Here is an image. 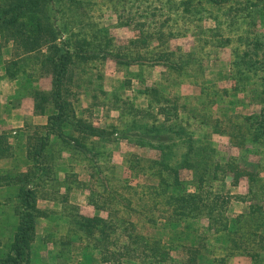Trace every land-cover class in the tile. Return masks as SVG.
<instances>
[{
    "label": "crops",
    "instance_id": "1",
    "mask_svg": "<svg viewBox=\"0 0 264 264\" xmlns=\"http://www.w3.org/2000/svg\"><path fill=\"white\" fill-rule=\"evenodd\" d=\"M2 1L0 0V3ZM27 56L17 58L14 55L13 44L5 43L0 34V252L11 241L19 223L15 215V206L22 185L21 178L33 165L27 158L28 141L35 140V136L44 133L49 118L56 113L53 108L44 112L36 109L34 90L50 92L53 87L52 79L48 76L44 78L42 75L35 76L30 70L24 71L21 68L24 60L35 59L34 55ZM156 69L159 73L157 76L153 75L149 79L148 74H144L141 82L166 92L167 86L171 88L170 84H172L169 69L163 65L157 66ZM93 77L95 76L87 77L89 78L87 80L91 78L92 85L79 91L75 104L76 115L84 118L95 128L113 131L116 129L122 133L125 123L129 122L127 112L118 107L115 100L102 99L101 84ZM116 78L115 87L109 90L126 94L138 93L136 89L140 88V80ZM151 80L153 84L149 85ZM38 83L43 85L41 89ZM172 85L174 93H167L170 97L197 94V86L192 79H185ZM139 100L148 103L145 97ZM189 122L191 123V120ZM203 125L199 122L191 125L190 132L194 145L198 146L205 140L210 141L218 152L214 139L209 133L202 130L199 131L201 136L194 138L193 131ZM80 140L85 141V144L93 149L96 162L87 159L80 148L66 143L57 135H51L49 138L44 155L46 164L55 172V183L52 189L42 193L37 202V208L43 216L37 223L31 264H113L103 261V252L100 246L96 245L95 240H90L76 229L75 220L78 215L85 217L98 215L111 223L125 227L127 250L137 256H140L139 252H141V258L146 259L141 264H188V260L193 256L197 257L198 264H214V262L228 264L229 262H226L228 258H232L231 260L253 258L242 249L236 251L232 249L233 252L225 256L216 257L213 261L206 260L201 250L179 239L180 233L177 235L179 226L205 221V226L209 227L212 220L207 213L202 215L195 212L182 218L174 214L172 197L174 187L170 186L171 177L161 172L157 166L156 161L160 159L159 151L148 146L136 145L124 138L115 139L110 143L102 142L103 140L98 137ZM217 158L219 159V155ZM118 171H122V176L131 181L127 187H124L126 198L122 195L120 185H117ZM141 177L149 178L154 183L137 185L136 182ZM180 178L191 181L193 173L182 170ZM226 185L229 186H225L222 193L231 195L229 188L234 186L227 182ZM117 198L124 199L125 205L116 206ZM238 204L241 210L237 215L229 217L227 213V216L232 220L238 219L243 222L254 212V207L251 203ZM246 204L249 207L245 210ZM120 215H125V218ZM141 225L145 226V229L148 227L151 237L143 238L142 249L137 251L132 246L137 237L135 238L129 230H136V227ZM214 230L219 232L217 229ZM225 233L230 241L229 234ZM230 245L232 248L231 242ZM177 250L178 254H176ZM253 260L251 264H256L257 261Z\"/></svg>",
    "mask_w": 264,
    "mask_h": 264
},
{
    "label": "rangeland",
    "instance_id": "2",
    "mask_svg": "<svg viewBox=\"0 0 264 264\" xmlns=\"http://www.w3.org/2000/svg\"><path fill=\"white\" fill-rule=\"evenodd\" d=\"M56 11L61 37L65 40L86 41L90 49L98 53L104 49L128 61L119 64L110 56L79 69L81 73L84 70L87 72L84 71L85 78L95 76L93 78L99 80L101 88L108 93V96L102 95V99L114 100V96L119 95L121 100L117 104L120 108L124 107L123 102L134 101L137 108L143 109V102L139 100L141 97L137 96L142 90L137 87L138 93L134 94L109 90L115 87L116 77L141 80L144 74H148L149 79L157 76L156 68L159 65L153 64L157 61L153 57L160 51H172V63H179L181 57L190 60L191 63L181 72L169 69V73L172 84L192 79L197 86V94L187 96L189 100L183 103L188 109H197L200 121L204 122H199L204 124L203 127L193 131L194 138L200 137L202 130L209 133L218 149L219 160L235 162L254 175L252 181L245 177L237 186L229 188L228 216L237 215L241 210L238 208L240 202L251 203L254 208H264V71L252 73L238 66V59L251 39L261 37L264 41V0H228L224 5H211L205 0H60ZM143 22H146V26H143ZM158 31L166 33L164 40H157L155 34ZM147 36V43L143 44L141 41ZM38 64L35 57L24 60L21 68L44 78L47 75ZM152 84V80L149 81V85ZM172 84L171 88L167 86L166 93H174ZM38 86L41 89L43 85ZM226 90L227 94L224 92ZM253 122H258L256 127L262 125L263 132L258 142L252 140L255 131ZM118 134L120 136V132ZM230 179L227 178V184L232 183ZM116 181L126 198L124 187L131 181L122 176V171H118ZM138 183L154 181L141 177ZM121 204L125 205L124 199H115L116 206ZM247 204L245 210L249 207ZM121 216L125 218V215ZM252 218H257L258 225H264V209ZM254 222L240 224L245 228L242 227V231L249 229ZM204 223L190 222L189 226H179V239L193 244L194 248L202 251L203 258L210 261L233 252L227 234L211 230ZM146 228L141 225L136 230H129L137 237L132 245L134 248L138 246L142 249L143 238L151 237ZM250 231H254V228ZM125 240L126 236L115 240L118 243L115 247H123L121 252L129 253L130 261L138 262L135 264L146 261L141 258V252L137 256L128 252L127 247L124 249L127 246ZM258 258L256 264H264V252L260 256L258 254ZM231 259L228 258L226 262L251 264L254 261L247 257L243 260Z\"/></svg>",
    "mask_w": 264,
    "mask_h": 264
},
{
    "label": "trees",
    "instance_id": "3",
    "mask_svg": "<svg viewBox=\"0 0 264 264\" xmlns=\"http://www.w3.org/2000/svg\"><path fill=\"white\" fill-rule=\"evenodd\" d=\"M59 1L3 0L0 3L2 40L7 44H13L14 55L17 58L34 55L38 59L42 72L52 79L53 87L50 92L34 90L36 109L44 112L53 108L56 111L49 118L48 127L44 133L35 136V140L28 141L27 158L33 165L21 178L22 185L19 189L18 203L15 206V215L19 223L11 241L0 252V264H31L37 223L43 216L37 208V202L42 193L52 189L55 183V173L46 164L44 155L51 135H57L66 143L80 148L87 159L93 162H96L93 149L80 139L98 137L103 140L102 142L110 143L115 139L124 138L136 145L148 146L159 151L160 159L156 161L157 166L161 172L171 177L170 186L174 187L172 195L174 214L182 218L195 212L202 215L207 213L212 220L209 226L211 230L227 232L233 250L242 249L247 254L252 252L249 256L258 262V254L260 256L264 252V225H258L257 218L252 217L256 213H261L264 208L255 207L254 212L243 222L238 219L232 220L227 216L230 195L222 193V190H225L227 178H231L232 186H237L245 177H249L252 181L254 175L235 162L221 163L217 158L218 152L210 141L205 140L198 146L194 145L190 132L191 125L204 122L200 121L197 109L189 111L187 105L183 104L184 101L189 100L188 97H170L164 90L149 87L140 80L142 91L137 96L145 97L148 103H142V109L137 108L132 100L131 103L123 102L122 108L127 112L129 122L125 123V129L121 131L120 136L116 129L113 131L95 128L84 118L76 115L75 104L79 91L92 85L91 78L87 80L89 78L83 76L85 70L81 73L80 67L97 60H106L110 56L119 64H125L128 61L126 58L113 56L104 49L98 53L90 49L86 41L65 40L61 37V27L57 23L56 11ZM205 1L211 5L228 3V0ZM144 25L146 26V22H143ZM155 35L160 41L164 40L166 33L158 31ZM146 39L148 36L141 42L147 43ZM173 57L172 51H160L153 57L157 59L153 64L181 72L190 63V60L184 57L180 58L179 63H172ZM238 64L239 68L252 73L264 71V41L261 37L251 39L238 59ZM100 91L101 96H108L101 87ZM224 92L228 93L227 90ZM113 99L116 103L121 100L119 95H115ZM145 105L146 108H144ZM257 123L253 122L252 125L255 128L252 140L256 142L260 140L263 132L262 125L256 127ZM182 170L193 173L191 181L180 178ZM253 221L255 222L249 225V229L242 231L244 226L240 224ZM75 226L85 237L96 241V245L100 246L103 252V261L113 264H135L130 261L129 253L121 252L123 247L120 246L119 249L115 247L118 244L115 239L125 236L127 232L122 225L111 223L98 215L94 217L78 215ZM253 228L254 231L251 232ZM126 247L125 245L124 249ZM136 249L139 251L141 247L137 246ZM124 256L128 257V259L125 258L126 261ZM188 264H198L197 257H191Z\"/></svg>",
    "mask_w": 264,
    "mask_h": 264
}]
</instances>
